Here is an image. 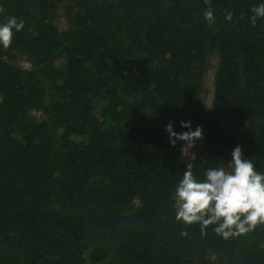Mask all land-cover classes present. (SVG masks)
<instances>
[{
    "label": "trees",
    "instance_id": "obj_1",
    "mask_svg": "<svg viewBox=\"0 0 264 264\" xmlns=\"http://www.w3.org/2000/svg\"><path fill=\"white\" fill-rule=\"evenodd\" d=\"M261 2L0 0V23L24 22L0 46V264H264V224L224 238L178 221L174 195L237 145L264 171ZM169 121L203 130L190 165Z\"/></svg>",
    "mask_w": 264,
    "mask_h": 264
},
{
    "label": "clouds",
    "instance_id": "obj_2",
    "mask_svg": "<svg viewBox=\"0 0 264 264\" xmlns=\"http://www.w3.org/2000/svg\"><path fill=\"white\" fill-rule=\"evenodd\" d=\"M251 11L253 24L258 18H264V0ZM204 17L212 21L213 12L205 11ZM226 19H231V13ZM23 28V20L18 21L16 17L0 23V46L8 48L14 33ZM173 125L174 121L165 125L172 147L182 141V151L187 153L197 140L202 139V128L197 126L193 130L191 121L180 122V126L187 129L182 133L175 132ZM174 195L178 221L186 224L200 222L202 227L216 224L215 232L224 238L249 232L257 224H264V171H257L252 160L243 157L239 145L232 150L227 168L210 167L203 180L196 179L190 169L186 170Z\"/></svg>",
    "mask_w": 264,
    "mask_h": 264
},
{
    "label": "rangeland",
    "instance_id": "obj_3",
    "mask_svg": "<svg viewBox=\"0 0 264 264\" xmlns=\"http://www.w3.org/2000/svg\"><path fill=\"white\" fill-rule=\"evenodd\" d=\"M54 22L56 27L59 29V31H62L67 28L68 26V17L66 14V4H60L58 6V9H56L55 16H54ZM8 62L15 64L22 68H30L31 64L26 61L18 52L10 51L9 54L5 55ZM214 58L208 59L209 66L205 69V71L202 74L201 78V98L202 103L206 106H209L211 104L212 96H213V66L215 64ZM56 65H61L63 63L62 58H57L55 60ZM200 145V144H199ZM193 157L192 151L188 149L187 153H185V158L191 159ZM231 160V154L227 156L224 164L222 167L227 168V162Z\"/></svg>",
    "mask_w": 264,
    "mask_h": 264
},
{
    "label": "built area",
    "instance_id": "obj_4",
    "mask_svg": "<svg viewBox=\"0 0 264 264\" xmlns=\"http://www.w3.org/2000/svg\"><path fill=\"white\" fill-rule=\"evenodd\" d=\"M183 156L185 157V152H183ZM191 159H192V158H191ZM191 159L185 158V161H186L187 163H189V165H190Z\"/></svg>",
    "mask_w": 264,
    "mask_h": 264
}]
</instances>
